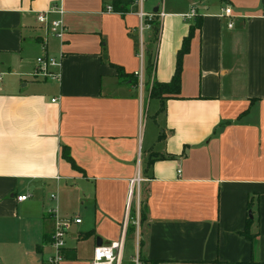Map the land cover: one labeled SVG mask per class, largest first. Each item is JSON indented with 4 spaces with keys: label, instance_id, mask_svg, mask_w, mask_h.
Returning a JSON list of instances; mask_svg holds the SVG:
<instances>
[{
    "label": "crops",
    "instance_id": "0c3cea01",
    "mask_svg": "<svg viewBox=\"0 0 264 264\" xmlns=\"http://www.w3.org/2000/svg\"><path fill=\"white\" fill-rule=\"evenodd\" d=\"M134 1L0 0V264H45L55 226L50 211H58L50 185L82 204L73 207L82 216H63H81L67 234L70 264H91L98 238H124L121 264H134L133 253L125 263L129 237L159 264L250 260L251 242L240 234L250 195L259 199L255 257L264 261V0H145L157 34L152 23L141 32ZM52 6L63 9L52 16L68 31L63 42L49 35L44 48L37 15ZM199 15L180 94L151 98L154 79H172ZM141 42L149 106L157 101L143 133L133 75ZM43 54H62L59 80L31 75ZM64 145L78 167L63 156ZM139 174L134 190L148 219L142 229L136 216L138 226L128 229L131 180ZM22 194L29 196L18 200Z\"/></svg>",
    "mask_w": 264,
    "mask_h": 264
},
{
    "label": "built area",
    "instance_id": "2783aa9c",
    "mask_svg": "<svg viewBox=\"0 0 264 264\" xmlns=\"http://www.w3.org/2000/svg\"><path fill=\"white\" fill-rule=\"evenodd\" d=\"M145 0H135L137 14L140 17V30L144 31L146 28L151 27V21L155 18V13H148L143 10V3ZM108 12L115 11L112 5L107 6ZM54 13H63V9L58 6H52L46 10H41L38 12L37 19L44 28L43 45L44 48L47 47L49 35L64 41L65 35L68 31L67 26L62 19V17H53ZM232 8L227 7L225 9V15H231ZM160 16H164V12L159 13ZM196 15V9L193 8L189 14V17H194ZM233 21L229 22V26L232 27ZM142 47V46H141ZM139 56L141 58V66L135 75L139 79V86L141 89L144 85V66L142 65L143 53L140 52ZM61 67H62V54L61 55H50L43 54L37 58L36 67L31 73L33 77L46 78L52 80H59L61 78ZM55 101V98L53 99ZM140 174L131 180V199L133 193L135 192V184H140L141 182ZM29 194H22L17 196L18 200H25ZM51 214L55 220L54 231L52 233L50 241V252L45 258V264H70L65 256V247L67 241V234L73 223L81 222L80 217L70 218L60 216L56 209H52ZM139 221L137 220V223ZM124 249V238L119 240L111 241L108 243H103L97 245L94 248L93 258L91 264H121V255ZM134 264H142L140 260V253L137 250V254L134 258Z\"/></svg>",
    "mask_w": 264,
    "mask_h": 264
},
{
    "label": "trees",
    "instance_id": "16d2710c",
    "mask_svg": "<svg viewBox=\"0 0 264 264\" xmlns=\"http://www.w3.org/2000/svg\"><path fill=\"white\" fill-rule=\"evenodd\" d=\"M130 0H115V3L120 5H126ZM151 23L153 24V28L155 30V34L158 33V23L156 24V20H152ZM202 24V16L199 15L195 18L194 24L191 26L190 32L187 36L184 37L182 46L177 53V62H176V69L172 76V79L169 81H159L154 79L149 86V96L151 98H159L163 102L169 98L178 97L181 92V74L183 71V58L184 55L190 49L191 39L196 31V29L200 28ZM119 74L124 75L123 68L118 66ZM154 70V62H150L148 65V71L151 74ZM137 79L136 83L139 84V79L133 74ZM63 156L71 162L74 167H78L73 159L69 149L67 146L64 145L63 147ZM252 212L253 216H250L248 213L246 224L243 230L240 231V234L244 235L249 241L251 242V251H252V258L247 261H238L230 264H264V261H261L255 257L256 249L258 245V239L260 235V213H259V199L256 195H250L248 199V212ZM135 219L136 217L133 216ZM132 217V218H133ZM148 219V205L147 203L144 204V209L141 213L139 224H144L145 220ZM134 220L131 219L127 225V228L135 227ZM144 245V241L140 239V247ZM140 260L142 264H159V260L149 259L147 256L140 251Z\"/></svg>",
    "mask_w": 264,
    "mask_h": 264
},
{
    "label": "rangeland",
    "instance_id": "374dc122",
    "mask_svg": "<svg viewBox=\"0 0 264 264\" xmlns=\"http://www.w3.org/2000/svg\"><path fill=\"white\" fill-rule=\"evenodd\" d=\"M159 1H162V0H159ZM139 33L140 32H138V35H139ZM139 52L143 53V58H142V61H143L142 65H143V63L145 62V53L146 52H145V48H144L142 42H141V45L139 47ZM138 91H139V93L142 92L140 129H141V133H143V130L145 129L146 124H147V127L149 128L154 123V117L152 116V113L154 112V109L157 105V101L153 100L151 106H149V99L147 96L145 83H144L142 89L138 85ZM141 155H142V151H141L140 156H139L140 160L142 158ZM141 167L143 170L144 160L142 161ZM61 184L66 185L68 183L66 180H63L61 182ZM47 193H48L47 196H48L49 202H51L52 205L55 206V208H58V213L60 216H64V215L66 216V215H71V214L74 216L75 215H81V216L83 215L76 208H73L74 206L80 207V206H82V204L78 203V201H74V203H73V201H70L68 196L65 194V192L63 193V191H61L60 189H57V187L50 185L49 188H47ZM55 195H56V198L54 197ZM144 204H145L144 197L141 196V198H139V190H138V186H137L135 189V192L133 193V196H132L131 216L132 217L137 216V218L140 219L141 213L144 209ZM65 213H67V214H65ZM132 219L134 220V217ZM145 222H146V220H145ZM132 224H134L135 226H138L136 224V222H134ZM142 225H143V223H142ZM142 225H141V228H142ZM139 226H140V224H139ZM141 248H143V246ZM140 251H141V249H140ZM130 253H133V255L134 254L136 255L137 254V248L134 245V242L130 241V237H129L128 242H127V246H126V252H125V263L127 262Z\"/></svg>",
    "mask_w": 264,
    "mask_h": 264
},
{
    "label": "water",
    "instance_id": "95a60500",
    "mask_svg": "<svg viewBox=\"0 0 264 264\" xmlns=\"http://www.w3.org/2000/svg\"><path fill=\"white\" fill-rule=\"evenodd\" d=\"M249 214H250V216H253L251 211L249 212ZM101 244H103V240L101 238H98L97 239V245H101Z\"/></svg>",
    "mask_w": 264,
    "mask_h": 264
}]
</instances>
